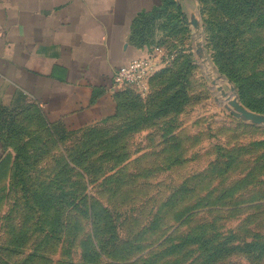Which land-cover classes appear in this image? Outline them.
Wrapping results in <instances>:
<instances>
[{
	"label": "rangeland",
	"instance_id": "obj_1",
	"mask_svg": "<svg viewBox=\"0 0 264 264\" xmlns=\"http://www.w3.org/2000/svg\"><path fill=\"white\" fill-rule=\"evenodd\" d=\"M130 39L153 71L116 115L0 110V264H264V124L230 105L264 115V0H167Z\"/></svg>",
	"mask_w": 264,
	"mask_h": 264
},
{
	"label": "crops",
	"instance_id": "obj_2",
	"mask_svg": "<svg viewBox=\"0 0 264 264\" xmlns=\"http://www.w3.org/2000/svg\"><path fill=\"white\" fill-rule=\"evenodd\" d=\"M161 1L0 0V107L29 101L68 130L116 115L113 74L151 55L130 37L137 17Z\"/></svg>",
	"mask_w": 264,
	"mask_h": 264
},
{
	"label": "built area",
	"instance_id": "obj_3",
	"mask_svg": "<svg viewBox=\"0 0 264 264\" xmlns=\"http://www.w3.org/2000/svg\"><path fill=\"white\" fill-rule=\"evenodd\" d=\"M153 63L152 55L132 58L124 62L113 74L114 85L120 89L131 88L145 91L147 81L153 71Z\"/></svg>",
	"mask_w": 264,
	"mask_h": 264
},
{
	"label": "water",
	"instance_id": "obj_4",
	"mask_svg": "<svg viewBox=\"0 0 264 264\" xmlns=\"http://www.w3.org/2000/svg\"><path fill=\"white\" fill-rule=\"evenodd\" d=\"M230 105L234 108L232 113L235 116L250 120L256 124H264V115L246 109L236 99L231 100Z\"/></svg>",
	"mask_w": 264,
	"mask_h": 264
},
{
	"label": "trees",
	"instance_id": "obj_5",
	"mask_svg": "<svg viewBox=\"0 0 264 264\" xmlns=\"http://www.w3.org/2000/svg\"><path fill=\"white\" fill-rule=\"evenodd\" d=\"M167 0H162L161 1V4L160 5H158L157 7H155L154 9H157V8H159V7H161V6H163L164 4H165V2H166ZM171 3H174L173 1H171ZM177 9H178V6H177ZM153 10V9H152ZM151 10V11H152ZM151 11H149V12H151ZM149 12H147V13H149ZM147 13H141V15H139V17H141V16H143L144 14H147ZM139 17H137V19L139 18ZM137 19L135 20V22L137 21ZM135 22H134V24H135ZM134 24H133V26H134ZM132 30H133V27H132ZM132 33V32H131ZM130 89H128V88H125V89H121V90H119L118 92H119V101L121 102V99L123 98V96L125 95V93L126 92H128ZM120 105H121V103H120ZM120 108V107H119ZM1 109H6L5 107H0V110ZM118 113V112H117ZM41 115V114H40ZM42 117V116H41ZM43 118V117H42ZM53 126H57V125H53ZM66 129V128H65ZM68 130V129H67ZM97 247V250H98V255H101V252H100V249L98 248V246H96Z\"/></svg>",
	"mask_w": 264,
	"mask_h": 264
}]
</instances>
